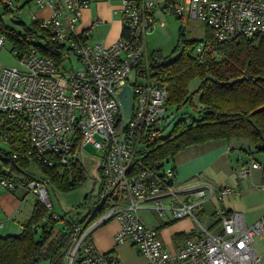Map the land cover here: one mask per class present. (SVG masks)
Returning a JSON list of instances; mask_svg holds the SVG:
<instances>
[{"label":"built area","instance_id":"obj_1","mask_svg":"<svg viewBox=\"0 0 264 264\" xmlns=\"http://www.w3.org/2000/svg\"><path fill=\"white\" fill-rule=\"evenodd\" d=\"M0 2L9 9L20 8L12 0ZM35 2L50 13L41 18L32 13V19L67 49L57 63L39 51L37 42L42 39L33 33L25 36L26 48L12 47L18 64L0 68V146L13 158L49 164L53 155L62 164L74 158L82 163L88 145L99 153L102 180L97 203L73 227L64 264H123L114 249L102 251L88 240L90 232L110 218L119 222L114 243L134 246L143 258L140 264H264V252L255 246L257 239L264 238V214L248 222L245 213L218 203L238 193L235 186L203 181L182 187L176 181V167L146 161L148 146L160 137L170 113L169 71L151 61L147 51L146 34L157 23L156 10L199 18L213 39L223 42L241 36L264 37V0H121L116 11L125 34L111 43L87 40L99 18L79 28L89 0ZM4 43L0 35V45ZM194 49L198 63L206 62L213 51L206 38ZM71 53L79 65L65 67ZM132 72L133 82L128 76ZM124 86L130 88L128 114L120 97ZM254 170L264 176V162L252 157L241 163L236 177L252 178ZM255 183L264 190V183ZM48 184L51 179L44 175L29 180L25 187L56 218L59 214L53 209ZM0 186L13 191L18 185L14 178L0 175ZM205 202L213 205L208 218L215 216L209 226L195 216L196 209L204 211ZM103 206L102 216L88 227L90 217ZM145 209L166 216V222L192 217L199 231L176 246L166 245L159 228L145 223L140 213Z\"/></svg>","mask_w":264,"mask_h":264},{"label":"trees","instance_id":"obj_2","mask_svg":"<svg viewBox=\"0 0 264 264\" xmlns=\"http://www.w3.org/2000/svg\"><path fill=\"white\" fill-rule=\"evenodd\" d=\"M9 12L8 7L2 8V13ZM19 23L23 30L14 28L0 15V34L12 46L21 49L29 44L25 36L36 34L42 39L41 43H37L39 51L57 63L62 61V54L67 48L52 41L37 20H33L32 25ZM206 28V39L213 49L206 62L198 63L195 55L180 52L169 62L158 63L169 71V105L179 108L191 100L193 93L198 92L202 108L189 118H178L168 134L149 144L146 161L150 164H163L189 145L215 139H244L248 148L241 146L242 150L264 154V37L241 36L218 42L213 39L210 28ZM208 74L216 80L209 78ZM195 78H199V84L190 92L189 84ZM233 78L237 80L231 82ZM51 157L50 164L13 158L7 149L0 146V175L14 178L17 185H25L33 178L46 175L58 190H69L85 181L84 166L76 158L69 164H62L56 155ZM32 162H35L37 172L32 169ZM96 203L97 199L90 206L88 215ZM45 214H48L47 220L41 221ZM85 219H66L57 227L56 223L62 217H52L37 201L20 232L0 237V264H39L42 260H47L49 264H64V252L72 229ZM192 233L179 232L175 239L179 242Z\"/></svg>","mask_w":264,"mask_h":264},{"label":"rangeland","instance_id":"obj_3","mask_svg":"<svg viewBox=\"0 0 264 264\" xmlns=\"http://www.w3.org/2000/svg\"><path fill=\"white\" fill-rule=\"evenodd\" d=\"M12 1L14 6L19 5L15 0ZM38 7L35 0H28L22 8L12 10L6 14L2 13V5H0V15L5 22L14 28L23 30V26L19 21L32 25L31 10ZM155 16L157 18L155 27L146 34L147 51L151 61L155 60L157 63L160 61L169 62L177 57L180 52H188L193 56L196 54L194 46L206 38V24L201 19L189 15L178 16L171 11L161 10H156ZM41 42L38 41L37 43ZM12 47V44L8 40H5V43L0 45V68L2 65L18 64L17 58L12 53ZM70 59V61L69 59L65 60V67L79 65V60L74 53H71ZM128 76L131 82H133L136 75L132 72ZM139 81L142 82L143 80L139 79ZM198 84L199 78L192 80L189 84L190 92H193ZM169 108L170 113L168 115L173 114V118L168 125H163L160 136L168 134L178 118L182 116L189 118L192 115L198 114V111L202 108L199 102V93H193L191 100L181 107L176 108L173 105H169ZM219 142L218 139H215L189 145L166 160L163 165L165 168L176 167V165L188 159L187 157H193L202 152L214 154L218 149L217 145ZM229 142L230 145H238L232 139ZM243 147L247 149V143L244 142ZM216 153L218 154L215 155V159L208 168H204L199 174H194L184 180L176 178V181L180 182L182 187L198 185L203 181H210L216 186L221 184L233 185L238 190V193H233L232 196L219 201V205L245 213L248 222L256 220L260 215L264 214V190L256 187L255 182L264 183V176L260 174L259 170H254L252 178L239 179L236 177V170L242 162L252 157L260 162H264V154L254 151L247 153L239 149V146L228 149L224 155H220L219 151ZM98 155L99 153L96 152L92 145L86 147V153L81 160L84 165L86 179L76 187L69 190H58L51 184L47 185L53 209L62 217V220L57 221V227L66 219L88 217L90 206L96 201L99 194L102 180L98 167L100 163V156ZM238 156H241L244 161H241ZM35 166V162H32V169L36 171L37 169H34ZM203 208L204 211L196 209L195 216L204 225L209 226L211 220L215 218L214 215L211 219L208 218V215L213 211V205L211 202H205ZM104 210L105 206L90 217L88 227L98 221ZM140 213L145 223L150 226L160 227V237L169 246H176L178 244V240L175 239L177 233H187L190 231L197 233L199 231V225L192 217L166 222V216H159L153 210L145 209ZM115 226L116 222L114 219H111L99 225L91 233L99 248H108L112 245L110 234ZM255 246L258 251L264 252V238L257 239ZM114 250L126 264H133L139 261L134 246L128 247L115 244ZM39 264H49V262L42 260Z\"/></svg>","mask_w":264,"mask_h":264},{"label":"crops","instance_id":"obj_4","mask_svg":"<svg viewBox=\"0 0 264 264\" xmlns=\"http://www.w3.org/2000/svg\"><path fill=\"white\" fill-rule=\"evenodd\" d=\"M27 1L28 0H15V2L20 5V8H22ZM120 4L121 0H89L88 6L82 11L79 28H87L90 25L91 21L95 18H99L101 22L90 30L87 36L88 41H103L105 43H111L118 39L121 35L125 34V28L122 22L121 15L118 11H116ZM0 5H2V8L5 6V4H3L2 2H0ZM9 10L11 12L13 9ZM32 13L35 14L37 18H41L48 15L50 13V9L47 7H38L32 9L31 14ZM218 140L220 142L218 143V149L214 154L209 152H202L196 156L187 157L188 159H186L184 162L176 165L177 178H179L180 180H184L189 176L199 174L202 169L208 168L210 166L211 162L215 159V155L218 154L216 152L219 151L221 153L220 155H224L228 149H232L235 146H239V149H241V146H243V143L245 141L244 139H232L235 141V143L238 144L233 146V144L230 145L229 141L223 139ZM37 201V197L31 192H28L25 185H18L17 188L13 191H9L6 188L0 186V220L2 221V225L0 227V237L20 232L23 224L30 217L34 204ZM111 219H114V221L116 222V226L110 234L112 240V245L110 247L99 248L95 243L91 233L97 227H99V225L95 227L89 234L90 240L98 249L102 251L114 249L115 246L113 235L119 228V222L115 218H110L107 221ZM107 221H105L104 223H106ZM117 245L133 247L128 245L127 243H121ZM135 252L139 261L133 264H140L143 258L137 250H135ZM123 264L126 263H124L123 261Z\"/></svg>","mask_w":264,"mask_h":264},{"label":"water","instance_id":"obj_5","mask_svg":"<svg viewBox=\"0 0 264 264\" xmlns=\"http://www.w3.org/2000/svg\"><path fill=\"white\" fill-rule=\"evenodd\" d=\"M208 77L213 79V80H216V78L210 74H208ZM240 79H242V77H240ZM236 80H237V78H233V79H231V82H235ZM120 97H121L122 102L124 104L126 113L128 114L129 108H130V88L128 86L123 87V89L120 92ZM172 118H173V115H169L167 117V119L165 120V125H168L171 122Z\"/></svg>","mask_w":264,"mask_h":264}]
</instances>
